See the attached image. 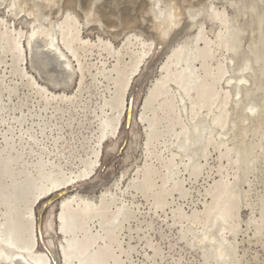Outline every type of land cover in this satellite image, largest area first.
Returning a JSON list of instances; mask_svg holds the SVG:
<instances>
[{"label": "bare ground", "instance_id": "6f19581e", "mask_svg": "<svg viewBox=\"0 0 264 264\" xmlns=\"http://www.w3.org/2000/svg\"><path fill=\"white\" fill-rule=\"evenodd\" d=\"M127 1L105 0L113 7L103 13L98 6L100 0H0V7L13 11V16L22 17L24 24L32 29L31 34L26 35L24 30L18 31L6 19L0 22V50L3 54L0 66L8 64V57L12 58L8 64L9 71L0 73V264L133 263L134 254L139 248L133 243L134 233L141 234V225L147 221L141 217L152 212L157 214L168 205H174V202H170L174 192H189L185 188L188 180L179 177L182 172L189 173L191 179L200 174L205 166L203 159L207 164L208 150L214 138L220 141L216 145H221V148L218 147L220 153L223 147H230L226 140L230 132L237 131L239 125L235 124L236 121L231 127L230 108L235 114L238 111L236 116L243 122L248 121L253 130L257 127L255 123L263 108L260 109L256 99L249 97L250 81L255 75L253 60L246 55L239 61L233 58L229 62L232 73L224 64L226 62L219 61L217 65H212L215 57L212 54L213 46L218 50L224 48L228 54L238 50L229 43L231 40L238 41L241 32L229 25L227 11H218L212 4L211 19L218 21L226 30V33L221 30L212 40L205 35V24L198 23L200 14L206 10L205 0H167L166 7L162 4L163 0H129L134 5L133 11H139L141 17L129 15L131 12L125 16L122 14ZM141 1L142 10L138 6ZM79 17L86 26L81 24ZM102 19V23L109 28L116 29L125 24L127 30L138 28L144 35H126L119 47L101 36L94 40L85 37L83 28L88 30L93 22ZM195 29L198 30L197 34L174 46L166 60L162 62L160 53L159 58L155 56L149 63L158 46L169 47ZM115 36L120 38L124 34ZM227 40L228 46L224 43ZM95 50L99 54L98 62H83L88 61L87 56ZM27 54L30 55L34 74L25 67ZM109 60L113 62L111 66ZM75 62L78 63L77 67ZM145 66L149 71L160 70V76L153 82L142 109L137 112L139 86L135 84ZM87 72L96 83L100 77L104 78L111 96L105 97L100 106L101 114L97 115L98 111H94L98 119L95 145L85 156L74 157L72 150L69 151L75 160L72 162L69 157L62 158L60 151H52L46 142L59 150L64 140L61 136L64 127L54 125L51 120H56L55 115L64 112L63 105L72 104L73 99L67 95L68 91L79 84V91L83 92ZM10 74L13 78H21L23 86L30 91L31 97L27 101L20 98L16 103L14 100L20 95L21 86L18 83L8 84ZM79 75H82L80 81ZM223 83L226 88H222ZM59 91L61 93H57ZM132 97L136 99L133 125H149L145 166L138 170L126 189V177H123L98 195L82 194L81 191H92L97 187L95 177L101 166V148L110 140L120 138ZM51 111L52 119L47 116ZM168 128L169 132L174 131L170 142L164 140L166 142L160 144L161 139L168 136ZM247 129L246 132L250 130ZM54 130L61 133L58 138L49 137ZM246 132L243 135L247 137ZM224 142L228 147L224 146ZM156 143L164 149H160ZM166 151L170 156H165ZM219 174L222 178V173ZM221 178L213 185L217 192L206 191L212 197V202L204 203V210L195 209L193 214L187 215L184 208L179 206L177 210L172 209V213L175 220L178 213L179 217L184 215L185 220L192 223L183 237L192 236L194 247L203 249L206 254L209 252V257L216 264H228L237 254L239 245L235 235L237 231L234 233L233 227L229 228L228 221L231 213H235L234 209L239 217L236 219H240L243 206L241 208L240 203L234 200L235 196H232L235 191L232 182ZM172 182L173 186H169ZM66 190L73 191L48 206L39 227L41 207ZM249 192L246 191L247 194L252 193ZM141 195L152 204L149 213L145 212V205L137 201ZM58 202L55 230L54 216L46 224L44 221ZM236 203L238 209L235 208ZM135 221L141 223L137 229L133 226ZM234 228L238 229V226ZM56 234L62 237L59 243ZM152 241L145 244L153 252V255H146L148 259H156L163 253L161 246ZM189 244L193 246L191 242ZM210 258L206 259L205 256L207 261H211Z\"/></svg>", "mask_w": 264, "mask_h": 264}, {"label": "rangeland", "instance_id": "374dc122", "mask_svg": "<svg viewBox=\"0 0 264 264\" xmlns=\"http://www.w3.org/2000/svg\"><path fill=\"white\" fill-rule=\"evenodd\" d=\"M166 1L167 0H163L164 3H162L163 6L165 7L167 6V4H165ZM205 2L206 4L204 7L206 10L205 12L200 14L198 23L205 24L204 27H206L205 28V35L207 34L206 36H208L212 40H215L216 36L219 34L221 30H224V32L226 33L224 26H222L218 21L216 20L213 21L211 19L212 4H214L213 7H215L218 11H225V12L227 11L226 15L228 18L227 20L229 21V25H231L233 29H237L238 31L241 32L238 41L231 40L230 41L231 43H229L227 40V43L224 42L225 45L227 44V46L228 43L230 44V46L231 45L236 46L238 49L237 52L228 54L224 48H219L218 50L217 47L213 46V49L215 48L214 49L215 52L214 50H212L213 51L212 54H214L215 57L212 61L214 64H212V62L211 64L215 66L218 64L219 61L223 63L226 62L224 64L229 68V71L230 70L232 71V66L230 65L231 63L229 62L233 58H238L236 59V61H239L241 57L246 55L249 56L254 62L255 75L253 76L254 78L251 79L250 81L249 97L254 100L256 99V101L259 103V106H261L260 109L263 108V110L262 109L260 110L259 117L257 119L258 122L256 121L257 123H255V125L258 127V128L255 127V130L256 132L257 131L258 132L256 133L255 130L252 129L253 127L249 124L248 121L243 122L242 119L241 120L239 119V116L238 117L236 116V114H238V111H236L235 114L232 108H230L231 110L230 112L232 113L230 116V121L232 122V124L230 122L231 127L234 126L233 124L236 121L237 123L235 124H239V125L236 129L237 130L236 132H230L231 135L226 140V142L229 141L228 142L229 145L228 144L225 145L226 142L223 143L224 146L227 145L230 146V147L227 146L228 149L222 146L223 148L221 149L222 151L221 153H223V158L221 159L222 156V154L220 153L221 145L216 146L220 141L214 138L215 141L214 140L212 141L211 144L212 146L210 145L208 150L207 164L205 159H203L202 164L205 166L203 170L202 169L200 170L201 171L199 172L200 176L199 175L197 176L199 178L192 177L191 179L189 173L185 174V172H182L179 177L180 179L188 180L185 183V188L186 190L189 191L188 193H185L187 195L180 193L181 192L180 190L174 192L173 198L170 199V202H174V205L172 206L168 205L165 208V210H161L157 214L155 212H152V214H148L146 215V217L144 216L141 217L143 221L147 220L146 221L147 223L145 222V224L141 225V223L140 222L138 223V221L137 222L135 221L134 222L135 224L133 223L135 229H137V227L139 226L138 224H140L141 227L143 228V232H141V234H139L138 232L134 233L135 239L133 243L134 245L139 246L138 248L139 251L137 250L135 252L133 257V263L130 262V264H216V262H214L215 260H212V258H210L211 256L209 252H207L208 254L207 255L203 249L199 247L197 248L196 246H195L196 248L194 247V244L192 242L193 240L192 236L190 237L188 236L189 238L187 236L185 237L182 236L184 235L183 233L186 232V229L188 230L190 226L192 227V223L188 220H185L187 218H185L184 215H182V217L181 216L179 217L178 213L177 216H175L176 217L175 220V218L173 217L172 209L177 210V208H179L180 206V208L181 207L182 209L184 208L183 209L184 213L186 212L187 215H191V212L193 214L195 209L199 211L204 210L206 206L204 203L207 204L212 202V197H210L208 195L209 193H207L206 191L209 192V190L210 191L217 190L216 188H214L213 185H215L214 182H217V180L220 181L221 175L219 173H222L223 179L232 182L235 188L234 189L235 191L232 192V194L234 193L232 196L233 197L235 196L234 200L236 199L237 202L240 203L241 208L243 206L241 210L242 211L241 218L236 219L239 217H237L238 215L237 210L234 209L235 213H231L232 214L230 219L231 221L230 220L228 221V224L230 223L229 224L230 226L228 225L229 228L230 227L234 228L238 226V229L232 228V230L233 232L237 231V234L235 232L234 233L237 236V241L239 242V245L237 247L238 250L236 251L237 254L235 253L234 258H232L233 261L231 260V263L230 262L229 263L230 264H264V0H205ZM129 3L130 2L128 0L123 5L122 14H124L125 16V14H127L128 12H131L132 14L129 15L141 17V14L138 13L139 11L136 12L133 11L134 5L132 3L130 4ZM98 6L99 8H101V11L103 13L105 11H109V9L111 10V7H113L111 4L105 2V0H100ZM138 6L139 7L141 6L140 9L142 10V1L139 2ZM13 14L14 12L13 11L10 12L6 7H0V22L1 19H6L13 27H16L18 31L24 30L26 32V35L31 34L32 29L30 28L29 25L24 24L22 17L13 16ZM79 19L81 21V24L86 26L84 21L80 17ZM102 22L103 19L100 21L97 20L96 23L95 22L92 23V26L89 25L90 28H88V30H86V28H83L84 36L91 38L93 40L96 39L98 36H101L102 38L112 40L114 45L119 47L122 45V41L124 40L126 35L136 34V33L139 35H144L142 33L143 31L141 29L139 30L138 28H132L131 30H127L126 29L127 26L123 24L120 27L116 28L117 29L116 30L115 28L107 27V25L106 24L104 25V23ZM101 23L102 26H100ZM112 30H114V33L112 32ZM197 32H198L197 29L193 30L191 33H189L183 38H180L177 42H174L169 47L167 45L158 46V49L155 51V55H153L152 59L149 60V63H152L154 58L156 57L159 58L160 55H162L161 59L163 62L164 60H166L168 54L171 53V49L174 46L178 45L179 42H185L186 39H188L191 36L194 37L197 34ZM119 34H124V36L120 38H116L115 35H119ZM26 39L27 38H25V45L27 46ZM159 48L161 50H159ZM97 53L98 51L95 50L93 54L87 56L88 61L83 60V62H88V63L98 62L99 54ZM11 60L12 58L8 57L7 59L8 64L9 62H11ZM0 62H3V54L1 50H0ZM112 63H113L112 60L111 61L109 60L110 66L112 65ZM8 64L3 63V65L0 66L1 68L0 73L2 72V74H4L6 70L9 71ZM77 66L78 63L75 62V67ZM25 67L29 69V71L32 74H34L31 67V60L29 54H27ZM94 73H96V71ZM159 76H160V70L152 69L149 71V69H147V66H145L143 74L137 78L135 84V86H139V92L137 95V103H136L137 112L140 111V109H142L143 104L148 97L147 95L149 94L150 88L153 85V82L157 80ZM36 77L39 78L38 75ZM78 78H79L78 80L80 81L82 79V75H79ZM99 79L100 80L98 81V83H96L97 81H95L94 78L91 76V74L87 72L84 80L83 92L81 93L79 91V87H80L79 84H77L75 88L72 89L71 91H68L67 95L72 97L73 99L72 104L70 105L65 104L62 106L64 112L55 115V117H57L56 120L58 121L51 120L52 123H54V125L58 124L59 126L64 127V131L62 132L61 135L64 138V140L60 143L59 146L61 149L59 148V150L58 147H55L53 144H49L48 141L46 142V144L49 145L52 151H56V152L60 151L61 152L60 155H62V158L64 157L71 158L70 161L72 162H75L74 157L76 156L79 155L85 156L87 152L91 151V146L93 147L96 143L95 132L98 126V119L94 111H98L97 115L101 114L100 106L104 103L105 97L109 98L111 96L110 95L111 91L108 90L107 87L108 82L106 80H103L104 78L102 77H100ZM0 80H1V76H0ZM7 80L9 85L18 83L21 86L20 95L16 96L14 99L16 103H19L20 98H23L27 101L28 98L31 97L30 91H28L23 86L24 82L22 81L21 78L19 79L13 78L10 74ZM39 81H41L40 78ZM101 84L103 86L99 87L101 86ZM223 87L226 88L227 87L226 84L223 83L222 88ZM51 90L53 89L51 88ZM85 90L88 91L86 92ZM57 93H61V91ZM80 97L82 98L81 100ZM7 101L9 100L7 99ZM230 106L231 107L233 106L234 108L233 104H231ZM47 116L50 119H52L53 111L48 112ZM126 118L127 116L124 119V128L120 138H117L115 140H110L109 142H107L102 146L103 148H101V152H102L101 162H100L101 166L97 170V175L95 177V182L98 184L97 187L92 191L89 190L81 191L82 194L89 196L98 195L103 189L111 188L112 185H114L113 183H115L118 179L123 177H126V179L124 180V189H126L128 188L130 181L136 176L138 170L141 167L145 166L146 158H147L146 141L148 138L147 132L149 131L148 128L149 125L143 123H139L137 125L134 124L132 127V132L126 133L127 132ZM245 126H247V128L251 126L252 128L249 127L250 130H248L249 128L247 129ZM170 128L172 129L171 125ZM170 128L167 129L168 132ZM246 129L248 130L247 132ZM54 131L55 132L53 133H49L50 134L49 137L58 138L59 134L61 133H59L57 130ZM245 132L247 133L246 134L247 137L243 135ZM249 132L253 133V135L251 136ZM173 133H174L173 130L167 133L168 136L166 135L165 137L166 139L165 138H163V140L161 139L162 142L160 141V144L169 141ZM126 136L130 137L129 146L125 148V151H121L123 145L127 142ZM249 139H251V141ZM213 142L215 143V146L213 145L214 144ZM250 143L251 145H249ZM254 143L255 144L257 143L256 146ZM158 144L156 143L158 147L161 146ZM257 145H261V146H257ZM159 148L164 149L163 146ZM171 148L172 146L170 145L169 149ZM215 148L218 149L216 150ZM225 148L228 151H230L229 152L230 154L228 153V151L226 152ZM71 150L74 157H72V153H69V151ZM209 152H211V154H209ZM168 154L169 152L166 151L165 156L166 157L170 156V154L169 155ZM232 159L235 161H232ZM233 162L235 163L233 164ZM221 166L223 167L222 170H220ZM235 176L236 179H234ZM195 178L197 179L195 180ZM235 181L236 183H234ZM169 186H173V182ZM239 188H241V190H239ZM246 191H250L249 193L251 192L252 193L247 194ZM244 193H246L247 195ZM239 194L241 195L239 196ZM242 195L244 197H242ZM241 197L243 199L245 198L244 199L245 201L242 200ZM160 200L162 199L160 198L159 201ZM137 201L145 205L144 208L146 209L145 210L146 213H149L151 211L152 204H150L149 201L146 198H144L142 195L137 198ZM152 201H153V197H152ZM59 203L60 202L56 203L55 206L47 213V216L44 221V224H46L49 221V219L52 216H54L55 230H57V222L55 216L59 212ZM238 203H236L235 205L237 206ZM236 206L235 208L238 209V206L237 207ZM235 215L236 217L234 219ZM173 219L175 221H173ZM149 223H152V225L149 226ZM129 231L130 230H128L127 233H129ZM55 238L58 243L61 242L62 240V237L57 234ZM140 238H142L141 240L143 241H141ZM150 240L151 241L153 240L152 242L159 244L163 250L162 251L163 253L162 254L160 253L156 259H148L146 256L147 254L153 255L151 249L146 248L145 245L147 241ZM128 241H131V239H128ZM190 242L193 244V246L189 244ZM204 254L206 256V259L210 258L211 261L205 260Z\"/></svg>", "mask_w": 264, "mask_h": 264}, {"label": "water", "instance_id": "95a60500", "mask_svg": "<svg viewBox=\"0 0 264 264\" xmlns=\"http://www.w3.org/2000/svg\"><path fill=\"white\" fill-rule=\"evenodd\" d=\"M138 91V90H137ZM135 103H136V99L135 97H132L130 104H129V110H128V117L126 120V133L131 132L132 131V126H133V120H134V114H135ZM127 135V134H126ZM127 138V142L126 145L123 146L122 151L125 150V148L127 147L130 137L126 136ZM73 190H69V191H65L63 193H58L57 195H55L54 197H52L51 199H49L40 209L39 211V227L42 224L43 218H44V214L48 208V206H52L54 205V203L61 198L63 195L67 194L68 192H72ZM40 229V228H39ZM40 237L42 238V234L40 231Z\"/></svg>", "mask_w": 264, "mask_h": 264}]
</instances>
